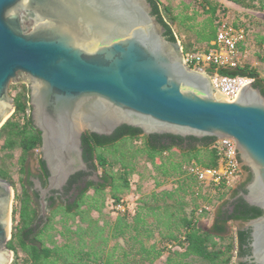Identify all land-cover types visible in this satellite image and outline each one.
<instances>
[{
  "label": "water",
  "instance_id": "water-1",
  "mask_svg": "<svg viewBox=\"0 0 264 264\" xmlns=\"http://www.w3.org/2000/svg\"><path fill=\"white\" fill-rule=\"evenodd\" d=\"M253 14L264 21V12ZM164 31L148 0H0V127L15 108L10 81H25L48 172L45 186L34 179L43 218L51 191L92 170L83 132L111 135L122 124L145 135L232 138L238 162L252 174L241 196L264 212V94L254 80L233 100L216 93ZM13 197L0 177V264L13 259ZM249 225L248 259L264 264V213Z\"/></svg>",
  "mask_w": 264,
  "mask_h": 264
},
{
  "label": "trees",
  "instance_id": "trees-1",
  "mask_svg": "<svg viewBox=\"0 0 264 264\" xmlns=\"http://www.w3.org/2000/svg\"><path fill=\"white\" fill-rule=\"evenodd\" d=\"M148 1L152 6V14L165 27L163 36L171 41L180 39L183 51L201 49L194 46L192 39L206 47L215 38L217 27L223 21L244 27L248 31L244 21H228L227 8L215 0H195L205 15L199 26L189 23L193 20L192 17L177 16L169 4L160 0ZM228 1L245 8L264 11V0ZM173 26H176L178 31L183 29L186 38H179ZM256 47L258 64L254 65L247 58H242L238 60L235 68L221 67L217 72L220 75L253 77V84L264 94V78L260 75V64L264 63V37H257ZM207 72L210 73L211 68ZM9 93L15 108L0 127V151L9 153L19 150L16 179L0 164V177L9 181L14 190L11 237L7 242V247L13 252L10 264H152L164 254L166 257L163 264H194L189 258H196L204 264H248L235 259L242 258L249 252L248 231L238 230L234 234H228L226 221L252 220L262 216L263 210L249 205L239 196L234 200V208L229 215L227 209L222 210L219 207L210 226H200L197 212H206L205 209L199 208L197 202L201 196L200 189L213 192L220 199L236 193L237 190L233 186L222 184L205 185L187 174L184 169V165L192 161L202 166H217L218 155L209 146L214 137L187 136L199 141V146L184 151L175 143L158 145L155 142L163 137L178 141L183 139L182 136L145 135L139 128L126 124L117 127L111 135L85 131L81 136L83 158L95 168L100 167L103 170L104 182L90 181L73 204H55L52 201L48 204L49 210L43 218L40 214L38 193L32 189V181L28 178L27 159L41 144L40 131L31 118L28 85L24 82L10 83ZM140 138L142 144L134 146L133 143ZM123 139L125 140L121 145H116ZM126 140H130V144ZM171 149L174 153H170ZM140 158L144 160L143 172L140 170ZM35 159L39 179L46 185L48 172L45 163L40 155ZM147 163L151 165V169ZM242 170L248 172L249 176L239 184L241 187L252 178L247 166L242 165ZM134 175L138 176L135 180L137 190H140L143 179L153 177V190L146 197L138 198L134 210L127 207L125 211L117 212L115 206L119 202L127 205L124 196L131 189V177ZM167 181L172 184L170 189L156 190ZM89 188L92 192H87ZM188 195L191 196V202L186 200ZM106 196L111 199L112 207L117 213L110 225V235L114 239L123 238L131 242L133 248L137 247L134 252L139 256L137 260H130L127 252L123 254V261H120L119 258H114L112 253L103 257L93 251L94 241L100 237L104 228L99 225L97 218L92 217L91 212L102 211ZM188 207L189 211L186 210ZM57 215H61L59 220L56 219ZM68 219L69 225L64 223V231H60L65 241L59 244L53 239L51 232L58 221L66 222ZM156 232L159 239L149 243ZM86 235H91L89 241L85 240ZM46 241H49L50 245Z\"/></svg>",
  "mask_w": 264,
  "mask_h": 264
},
{
  "label": "rangeland",
  "instance_id": "rangeland-1",
  "mask_svg": "<svg viewBox=\"0 0 264 264\" xmlns=\"http://www.w3.org/2000/svg\"><path fill=\"white\" fill-rule=\"evenodd\" d=\"M164 4H169L171 5L173 12L179 16L180 18H185V17H192V21H189V23H192L196 26H199L205 18V15L202 13L201 9L198 6V3L195 0H160ZM222 4V6L227 8L226 14H227V20L228 21H234V20H239V21H244L246 25L248 26V31H247V40H249L250 44L252 45V49L248 57H252L253 60L259 62L258 58L256 57V54L258 52V48L256 47V39L259 36L264 37V21L257 18L253 12L260 11L256 9H250V8H245L240 5H237L231 1L228 0H215ZM264 12V11H262ZM252 17H255L258 20L261 21H256L253 20ZM188 23V22H187ZM173 29L175 30L177 36L181 39L186 38V34L183 29H180V31L177 30L176 26H173ZM194 37V36H193ZM180 41V39H179ZM192 41L194 42V46H198L199 48H204L203 43H197L193 39ZM249 60V59H248ZM260 69L261 72L264 73V63L260 64ZM18 82H24L25 81H16L13 82L12 80L10 83H18ZM217 93V92H216ZM10 94V93H9ZM125 139L118 141L116 145H121ZM128 141V140H126ZM130 144V140L127 142ZM134 146H140L142 144V139H138L135 141ZM174 150L171 149L170 153H174ZM203 153V152H201ZM19 154V150L16 149L12 152H5V151H0L1 155V161L0 164L7 168L10 173L13 175V177L16 179L18 176L17 173V157ZM40 155L38 149L28 157L27 159V167L30 166L34 170H36V159L35 157ZM201 155V154H200ZM140 170L143 172L142 165H144V160L143 158H140ZM147 166L149 169H151V165L147 163ZM100 170V167H98ZM245 176V172L241 173L234 181L233 187H236L237 184H239ZM138 178L137 175H134L131 177L132 181V186L131 189L126 193L124 196L125 201L127 202L128 207L130 210H134L136 202L139 197H146L147 195L150 194V192L153 190V184H154V179L153 177H147L142 180L141 183V188L140 190L136 189L135 185V180ZM171 182L167 181L163 183V185L156 189L160 190L162 188L170 189L171 188ZM91 192V191H90ZM200 196L197 199V202L199 204V208L205 209L206 212L198 210L197 215L199 217V225L203 226L204 228H208L212 222L213 215L215 213V208L216 205L222 201L224 198H218L217 194L213 192H209L208 190L205 189H200ZM191 196H186V200L191 202ZM206 197V199L204 198ZM112 202L111 199L106 196L104 206L102 207V211L99 213L97 211H92L91 215L93 218L98 219V223L100 226H103V230L100 234V237L94 241V250L95 252H98L99 254H102L103 257H105L106 254L112 253L113 257L119 258L120 261H123V254L128 253V258L130 260H137L139 256L135 255L134 252L137 249V247H132L131 242H128L124 240L123 238H118L114 239L110 235V225L114 221L117 213L114 211L112 207ZM189 211V207L186 209ZM61 215H57L56 219L59 220ZM69 225L70 221L69 219L66 222H60L58 221L55 224V229L52 230L51 234L53 235V239L61 244L65 240L60 234V231H64L63 225L65 224ZM237 225H239V222H228L227 223V233L228 234H234L235 230L237 229ZM74 228V225H72ZM91 239V235H86L85 240L89 241ZM159 239V236L157 232L155 233V236L149 241V243L154 242ZM48 245H50L49 241H46ZM22 254V252H20ZM165 257L166 255H162L160 258L156 259L152 264H163L165 262ZM189 261H192L194 264H204L202 261L196 259V258H189ZM118 261V259H117ZM116 264H119L117 262Z\"/></svg>",
  "mask_w": 264,
  "mask_h": 264
},
{
  "label": "built area",
  "instance_id": "built-area-1",
  "mask_svg": "<svg viewBox=\"0 0 264 264\" xmlns=\"http://www.w3.org/2000/svg\"><path fill=\"white\" fill-rule=\"evenodd\" d=\"M247 30L223 21L219 24L216 36L201 49L182 52V60L189 68L206 73L215 92L228 100H233L242 85L254 80L242 75H220L218 68H235L238 60L246 55L245 45ZM211 68V72L207 70ZM218 155L215 167L202 166L196 162L184 165L187 174L195 177L205 185L233 186L235 179L243 173L236 157L235 142L232 138H219L209 145ZM128 205L119 202L115 206L117 212L125 211ZM171 246V245H169Z\"/></svg>",
  "mask_w": 264,
  "mask_h": 264
},
{
  "label": "flooded vegetation",
  "instance_id": "flooded-vegetation-1",
  "mask_svg": "<svg viewBox=\"0 0 264 264\" xmlns=\"http://www.w3.org/2000/svg\"><path fill=\"white\" fill-rule=\"evenodd\" d=\"M28 23H29L28 21L27 22L25 21L24 25H28ZM155 142L158 145H169V144L175 143V144H177V146L179 148H182V150H184V151L199 146V141L189 139V138H187V136L183 137L182 140H178V141L177 140L175 141L169 137H163V138H158ZM88 164H89V167L92 168V170H90V171H83V170L77 171L76 173H74L73 175H71L68 178L67 182L65 183V185H63L61 190H53V191H51V193L48 196H46V198H45V201L47 204L46 208H48V204H50L52 201H54L55 204H58L59 202H62V203L67 204V205L73 204L76 201V199L78 198V196L80 195V193L83 190H85L86 186H88V183L90 181H93L95 183L104 182L103 170L101 168H100V170L95 168L90 162H88ZM28 171H29V177L28 178L32 181V189L37 191L34 188V186H35L34 179L40 180L39 179V171L37 170V168L35 171H32L31 169L28 168ZM94 171H96V176L98 178V180H95V181L92 178ZM248 176H249V173L246 172V175L244 176L242 181H246ZM46 180H47V177H46ZM249 182L250 181H247L243 187H241L239 185L240 183L237 184V186L235 187V189L237 190L236 193H234V194L231 193L229 195L228 199L220 206V209H222V210L227 209V215H229L233 211L234 200H236L239 196H241V193L243 191H245L246 184ZM46 184H47V182H46ZM42 186H45V185L42 184ZM90 191L92 192L91 188H89L87 192H90ZM39 200H40V196L38 194V202H39ZM236 221L239 222V225H237V229L235 230V232L238 230H247L249 233V239L248 240L250 242V232H251L250 230L251 229H250L249 222L251 220H247V221L228 220V221H226V229H227V223L228 222H236ZM249 242H248V246H249ZM249 255H250V246H249V252L245 256H243L242 258H235V259L245 261L248 264H254V263L250 262V260L248 259Z\"/></svg>",
  "mask_w": 264,
  "mask_h": 264
},
{
  "label": "crops",
  "instance_id": "crops-1",
  "mask_svg": "<svg viewBox=\"0 0 264 264\" xmlns=\"http://www.w3.org/2000/svg\"><path fill=\"white\" fill-rule=\"evenodd\" d=\"M255 44H256V42H255ZM243 48L246 50V55H245L244 58L249 59L251 61V63L254 64V65L258 64V62L253 60L252 57H248V55L250 54L251 49H252V45L250 44L249 40L245 41V45L243 46ZM260 75H261L262 78H264V73L260 72Z\"/></svg>",
  "mask_w": 264,
  "mask_h": 264
},
{
  "label": "bare ground",
  "instance_id": "bare-ground-1",
  "mask_svg": "<svg viewBox=\"0 0 264 264\" xmlns=\"http://www.w3.org/2000/svg\"><path fill=\"white\" fill-rule=\"evenodd\" d=\"M220 94V93H219Z\"/></svg>",
  "mask_w": 264,
  "mask_h": 264
}]
</instances>
